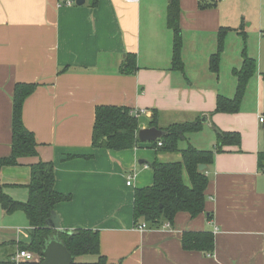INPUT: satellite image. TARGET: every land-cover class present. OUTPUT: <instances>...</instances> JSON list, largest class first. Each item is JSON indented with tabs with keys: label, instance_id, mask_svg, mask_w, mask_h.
Wrapping results in <instances>:
<instances>
[{
	"label": "crops",
	"instance_id": "1",
	"mask_svg": "<svg viewBox=\"0 0 264 264\" xmlns=\"http://www.w3.org/2000/svg\"><path fill=\"white\" fill-rule=\"evenodd\" d=\"M78 1L83 4L62 7L61 0H0V159L12 153L15 86L39 85L23 107V123L35 135L38 156L1 172L4 193L26 203L30 167L51 162L55 190L70 198L55 206L61 230L98 231L108 264H264V173L258 169L264 152L263 14L250 32L245 22L251 12L237 9L235 0H212L209 7H203L208 2L179 0L181 72L172 68L173 32L167 24L172 0ZM221 29L230 32L215 74L210 58ZM239 32L248 35L257 73L239 113H215L219 96L232 99L236 93L233 72L243 63ZM128 55L137 57L134 74L122 72ZM98 106L139 112L140 130L150 128L154 112L162 131L206 122L173 154L157 153L150 143L120 152L93 149ZM215 127L239 133L242 142L223 148L206 167V212L194 219L179 213L169 228L164 223L138 231L145 222L134 219V193L153 185L150 165L180 162V151L189 146L215 149ZM129 175H134L131 187ZM24 216L21 211L7 215L0 206V251L11 247V264L23 245L15 229H30ZM204 231L214 234L212 255L184 250V233Z\"/></svg>",
	"mask_w": 264,
	"mask_h": 264
},
{
	"label": "trees",
	"instance_id": "2",
	"mask_svg": "<svg viewBox=\"0 0 264 264\" xmlns=\"http://www.w3.org/2000/svg\"><path fill=\"white\" fill-rule=\"evenodd\" d=\"M168 12V28L173 32L172 68L183 72L185 69L182 50L183 40L180 29L179 0H172ZM203 7L214 5L212 0H202ZM229 29H221L217 35L216 53L210 58V71L219 72L221 57L225 50ZM242 39V66L234 70L237 88L234 98L219 96L215 113L235 114L241 110L248 85L257 73V62L247 52L248 35L238 33ZM138 70L137 57L128 55L123 73L134 74ZM264 80V74H263ZM39 85L19 83L14 88L13 116H12V153L10 157L0 159V174L6 168L19 165L22 158L38 156L35 135L23 123V107L27 98L33 95ZM204 124L195 121L184 124H174L163 130L165 135L158 141L150 143L157 153H177L179 143L186 140L188 135L201 132ZM150 128H157V113H153ZM140 131L139 117L127 107L98 106L95 109V122L92 132L93 149L109 151H125L137 148L141 143L138 139ZM216 134V148L200 151L192 146L181 152V161L161 163L155 160L150 168L154 175L151 187L137 189L134 193V219L136 223L144 221L152 229H160L164 223L173 225L179 213H187L194 219L206 212L207 190L210 179L207 171H200L199 167H211L216 154L223 153L225 147H239L242 137L239 133L223 132L214 128ZM162 144V146H159ZM258 169L264 173V152L258 156ZM186 174L188 184L185 182ZM55 169L51 162H39L30 167V181L28 183V200L21 203L13 200L4 193V185L0 180V206L7 215L23 212L30 225L31 239L29 245H21L36 254L43 252L51 240L61 242L74 257L73 264H108L101 255L100 234L98 231L77 229L75 231H56L49 227L48 220L55 212V206L70 200L55 190ZM182 246L186 251L204 252L212 255L215 250V237L211 232H186L182 237ZM93 255L98 259L93 263L77 262L82 256ZM0 264L10 262L0 261ZM35 264V263H20Z\"/></svg>",
	"mask_w": 264,
	"mask_h": 264
},
{
	"label": "water",
	"instance_id": "3",
	"mask_svg": "<svg viewBox=\"0 0 264 264\" xmlns=\"http://www.w3.org/2000/svg\"><path fill=\"white\" fill-rule=\"evenodd\" d=\"M83 1H77V5H82ZM206 121L202 119L204 124ZM165 135V132L158 128H147L141 129L138 133V139L141 143H152L160 140ZM200 171H205L206 166L201 165L199 167ZM48 225L51 229L56 231H61L60 220L56 213L54 212L51 218L48 220ZM43 257L42 264H73L74 257L67 250V248L57 240H51L43 252L41 253Z\"/></svg>",
	"mask_w": 264,
	"mask_h": 264
},
{
	"label": "rangeland",
	"instance_id": "4",
	"mask_svg": "<svg viewBox=\"0 0 264 264\" xmlns=\"http://www.w3.org/2000/svg\"><path fill=\"white\" fill-rule=\"evenodd\" d=\"M235 6L237 9L239 10H245L248 9L251 13L250 18L248 20H246L245 24H246V28L251 32L254 28H258L257 27V21H256V16L260 17V15L264 16V0H235ZM252 20H254V25L252 27H250V24H252ZM249 40V38H248ZM249 42V41H248ZM248 42H247V52H248ZM184 179L185 182L188 184V179L187 176L184 175ZM22 202V201H20ZM23 213V212H22ZM25 215V214H24ZM26 221H27V226L29 225V221L26 217V215L24 216ZM16 233L20 234L21 237V242H23V245H29L30 244V239H31V231L30 229L27 227V229H15ZM3 241H0V243H2ZM21 247V246H20ZM13 250L11 249V247L6 246L5 251L2 250L0 251V261H6V262H10V257L12 255ZM97 257L93 256V255H88V256H82V257H78L76 259L77 262H86V263H93L97 261ZM11 264V263H10Z\"/></svg>",
	"mask_w": 264,
	"mask_h": 264
},
{
	"label": "built area",
	"instance_id": "5",
	"mask_svg": "<svg viewBox=\"0 0 264 264\" xmlns=\"http://www.w3.org/2000/svg\"><path fill=\"white\" fill-rule=\"evenodd\" d=\"M78 0H61L60 6L62 7H72L77 4ZM201 2L202 0H198ZM124 2L128 5H133V4H138L140 0H124ZM134 115L137 117H140L139 112H134ZM159 146H162V144H159ZM208 175V173H207ZM134 180V175H129L127 177V186L131 187L132 183ZM166 228L170 227V224L167 223L165 225ZM149 229L148 225L146 223L140 225L137 227L138 231H145ZM43 262V257L40 254H36L32 251H29L27 249H19L16 253V255L12 259L13 264H20V263H35V264H42Z\"/></svg>",
	"mask_w": 264,
	"mask_h": 264
}]
</instances>
